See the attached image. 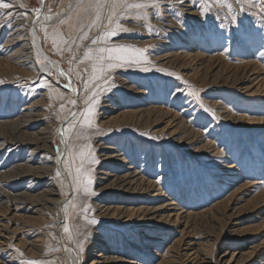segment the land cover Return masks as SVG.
<instances>
[{
	"label": "rangeland",
	"instance_id": "374dc122",
	"mask_svg": "<svg viewBox=\"0 0 264 264\" xmlns=\"http://www.w3.org/2000/svg\"><path fill=\"white\" fill-rule=\"evenodd\" d=\"M178 1L4 0L0 264H264V0Z\"/></svg>",
	"mask_w": 264,
	"mask_h": 264
},
{
	"label": "bare ground",
	"instance_id": "6f19581e",
	"mask_svg": "<svg viewBox=\"0 0 264 264\" xmlns=\"http://www.w3.org/2000/svg\"><path fill=\"white\" fill-rule=\"evenodd\" d=\"M179 2V1H178ZM189 2V1H188ZM163 6V5H162ZM61 10H63V9H61ZM22 11V10H21ZM64 11V10H63ZM60 13V12H59ZM17 14V13H16ZM10 16V15H9ZM57 16V15H56ZM37 21H38V19H35L34 17L32 18V25H33V28H34V25L37 23ZM3 24V23H2ZM23 37V36H22ZM35 39V40H34ZM33 40H34V49L36 50V53H39V51H41V49H40V47H39V44L37 43L38 41H36V38L34 37L33 38ZM14 44V43H13ZM255 44V43H254ZM33 48V47H32ZM40 53H42V56H44V52L43 51H41ZM17 54V53H16ZM15 57V56H14ZM26 57V56H25ZM47 60L49 59L48 58V56H44ZM29 57H26V59H28ZM31 58V57H30ZM19 59V58H18ZM22 59V58H21ZM24 59V58H23ZM20 60V59H19ZM23 61V60H22ZM52 61V60H51ZM26 63V62H25ZM49 63H52V62H49ZM14 64V63H13ZM21 66V65H20ZM53 66V68H55L58 72H63V71H60L61 69L59 68V66H58V64H57V66H55V65H52ZM29 67V66H28ZM28 69V68H27ZM40 70L41 71H46V68H40ZM60 73V74H61ZM62 75L63 76H66V75H64V73H62ZM67 80H68V78H67V76L65 77ZM33 107V106H32ZM224 115V114H223ZM176 116V115H175ZM76 117V116H75ZM80 117V116H79ZM78 117V118H79ZM140 118V117H139ZM176 119V118H175ZM133 123H135V122H133ZM182 128V127H181ZM180 128V129H181ZM185 129H187V127H185ZM182 131V130H181ZM43 140V139H42ZM45 141V140H44ZM208 145V144H207ZM27 146V145H26ZM209 148V147H208ZM21 149V148H20ZM205 149V148H204ZM207 149V148H206ZM210 152V151H209ZM219 154V153H218ZM212 156H214V155H212ZM75 160V159H74ZM66 162V161H65ZM212 163V162H211ZM260 166V165H259ZM29 167V166H28ZM229 168H231V167H227V169H229ZM30 168H28V169H26V170H29ZM77 170V169H76ZM38 171V170H37ZM40 171V170H39ZM43 171H45V170H43ZM63 171V170H62ZM80 171V170H79ZM28 174H30V175H33L32 173H30V172H27ZM41 173V172H40ZM79 173V172H78ZM26 174V173H25ZM24 174V175H25ZM228 174V173H227ZM23 175H21L20 176V178L22 177ZM40 176V175H39ZM38 176V177H39ZM42 176V175H41ZM43 177V176H42ZM42 177H40V179L42 178ZM44 178V177H43ZM42 178V179H43ZM73 179V178H72ZM75 179V178H74ZM157 181V180H156ZM81 183V182H80ZM149 183V182H148ZM204 183V182H203ZM260 184V183H259ZM260 186V185H259ZM213 187V186H212ZM215 187V186H214ZM154 191V190H153ZM188 191V190H187ZM155 198H158V197H161V193H160V190L158 189V193L154 196ZM190 197V196H189ZM47 203V202H46ZM72 203V202H71ZM173 203H170V205H172ZM69 206V205H68ZM67 210V209H66ZM109 210V209H108ZM159 210V209H158ZM76 211V210H75ZM70 212V211H69ZM74 212H72V214H73ZM156 213H159L158 211H157V209H154V210H151V215L153 216V215H157ZM72 215H71V213L69 214L68 212H66L65 213V216H64V218H65V221L67 222L66 224H71L70 223V217H71ZM153 218H154V216H153ZM149 219H151V218H149ZM152 220V219H151ZM155 220V219H154ZM72 228V227H71ZM70 231H71V229H70ZM70 234V236L72 237V232L71 233H69ZM64 253H65V255H66V257H67V262H68V264H73V262H72V259H71V255H69V252H67V249H66V251H64ZM81 253V252H80ZM81 256V255H80ZM158 256V255H157ZM159 257V256H158ZM81 259L82 258H80V260L78 261V264H81ZM172 264V263H171Z\"/></svg>",
	"mask_w": 264,
	"mask_h": 264
},
{
	"label": "snow or ice",
	"instance_id": "6c2138e0",
	"mask_svg": "<svg viewBox=\"0 0 264 264\" xmlns=\"http://www.w3.org/2000/svg\"><path fill=\"white\" fill-rule=\"evenodd\" d=\"M120 2H121V3H124V4H125V7L128 8V9H132V8L140 9V8L146 7L145 4H143V3H139V2H136V3H125V0H120ZM179 2H180V3H183V0H179ZM217 2H218V0H217ZM238 2H239V0H238ZM9 7H10V4H9V3H5L4 0H0V8L7 9V8H9ZM262 7H264V5H262ZM177 15H179V13H177ZM109 20L111 21V16L109 17ZM109 34L111 35V34H114V33H111V32H110ZM83 38H87L86 35H85V37H83ZM93 43H95V41H93ZM123 50H124V49H106V50H105V49H102L101 51H102V52H103V51H108L109 53H111V52H113V51H123ZM85 56L87 57V56H88V53H85ZM99 59L103 60L104 57L101 56V57H99ZM107 59H108V60H111V59H113V57H112L111 55H109V56L107 57ZM109 67H111V65H109ZM94 71H96V70L94 69ZM101 71H103V69H101ZM94 78H95V77H94ZM0 83H2V82H0ZM94 95H95V93L93 94V96H94ZM94 102H95L94 100L90 101L89 107H88V109H87V110L85 111V113H84L85 118H87V117L89 116V114L92 112V106H91V105H92ZM73 103H74V102H73ZM80 155L83 156L84 153L81 152ZM77 172H79V170H77ZM75 179H76V182L79 183V176H77ZM93 223H94V221H93ZM65 231L67 232V231H69V229H68L67 227H65ZM28 264H38V262H37V261H29Z\"/></svg>",
	"mask_w": 264,
	"mask_h": 264
}]
</instances>
